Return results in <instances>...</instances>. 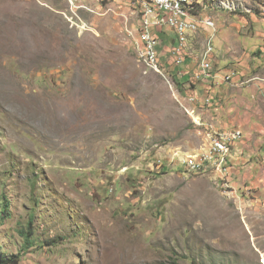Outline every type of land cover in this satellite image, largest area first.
<instances>
[{
    "label": "rangeland",
    "instance_id": "1",
    "mask_svg": "<svg viewBox=\"0 0 264 264\" xmlns=\"http://www.w3.org/2000/svg\"><path fill=\"white\" fill-rule=\"evenodd\" d=\"M200 4L182 65L174 32H160L162 68L139 55L131 0H0L3 252L21 253L31 232L20 264H264V187L236 191L231 170L183 161L241 132L208 139L212 97L196 103L191 79L208 42L216 55L220 35L249 32L240 20L264 18V0Z\"/></svg>",
    "mask_w": 264,
    "mask_h": 264
},
{
    "label": "crops",
    "instance_id": "2",
    "mask_svg": "<svg viewBox=\"0 0 264 264\" xmlns=\"http://www.w3.org/2000/svg\"><path fill=\"white\" fill-rule=\"evenodd\" d=\"M249 12L247 14L251 16L240 20V26L249 32L234 36L226 33L216 40L215 76L222 79L235 71L233 83L219 80V85L215 86L203 79H191L193 84H197L194 88L197 92L191 94L200 96L202 104L207 93L212 96L213 104H206V110L210 111L205 113L201 110L205 123H209L208 139L221 131L239 129L243 133V139L236 143L230 153L233 152V169L229 179L228 176L223 178L233 190L245 188L246 192L251 185L259 190L264 187V18ZM256 52L259 57H252ZM195 71H200V67ZM191 72L182 71V80L189 79ZM193 112L194 119L204 126L202 117L195 110Z\"/></svg>",
    "mask_w": 264,
    "mask_h": 264
},
{
    "label": "bare ground",
    "instance_id": "3",
    "mask_svg": "<svg viewBox=\"0 0 264 264\" xmlns=\"http://www.w3.org/2000/svg\"><path fill=\"white\" fill-rule=\"evenodd\" d=\"M131 1L136 6V10H138V12L141 15L142 44L140 45L139 55L144 56V54H149L148 51L150 50L147 28L145 27V23L147 22V12H154V2H151L150 0H131ZM234 1L235 0H191V7H183V13H174L173 7H166V15H169V20L171 22L179 23V26L181 28L186 29L188 31H193L194 29H196L195 23L186 16H190L191 12L198 9L199 8L198 5H201L200 2H204L205 4L221 2L222 3L221 7L232 9V7L234 6ZM245 5H246L245 10H247L248 9L247 3ZM261 6L264 9V4ZM204 21H207L208 23H211V25H213L215 19L208 18L203 20V22ZM211 43L212 41L210 40L205 48V52L202 55V60H201L202 64L200 66V71H204L206 59L208 58L209 53L212 50ZM157 51L158 49H154L153 60L148 59L147 61L148 65L156 66L157 64V66L160 67L159 62L162 55H158ZM202 76L204 77L202 78ZM201 79L211 82H219V79L215 76L214 71H212L211 73H201ZM212 90L214 91V86ZM200 99L201 97L195 102L196 103L198 101L200 102ZM241 138H242L241 132L222 133L219 136L212 138L210 144L206 148H203L198 152L192 153L190 156L183 158V161H185L184 164L185 166L186 164H189V170L191 171H196V170L204 171V169L206 168L208 169L217 168L221 172H223V169L225 171H229L231 169H229L230 166L229 163L227 162V156L231 150V147H233L236 141L240 140Z\"/></svg>",
    "mask_w": 264,
    "mask_h": 264
},
{
    "label": "built area",
    "instance_id": "4",
    "mask_svg": "<svg viewBox=\"0 0 264 264\" xmlns=\"http://www.w3.org/2000/svg\"><path fill=\"white\" fill-rule=\"evenodd\" d=\"M154 2V12H147V22L145 23V27L147 28L148 33V41L150 43L149 60H153L154 49H161L162 47V39L160 38V34L163 33L164 28H168L170 31H173L176 35L177 45L172 48V60L173 65L180 66L183 64L182 55L184 53L185 48L189 43L190 35H195L186 29H183L179 26L177 22H171L169 20V15H166V7H173L174 13H183V7H191V0H150ZM261 1V0H257ZM264 13V10H263ZM187 18H195V16H186ZM203 31H206L203 29ZM161 32V33H160ZM207 32V31H206ZM215 54V46L212 45V50L209 53L208 58L206 59V63L204 66V71H197L198 77L197 79H201V73H211L214 71L213 58ZM155 64V63H154ZM162 66V64H160ZM197 76V75H196ZM236 72L232 71V78H227L232 81L235 80ZM206 83H211V81H206ZM213 85L218 86V82H212ZM192 93V92H191ZM206 97H212L207 93ZM206 97L204 100V104H206ZM239 130V129H237ZM186 169H189V164H186ZM231 169V164L230 168Z\"/></svg>",
    "mask_w": 264,
    "mask_h": 264
},
{
    "label": "trees",
    "instance_id": "5",
    "mask_svg": "<svg viewBox=\"0 0 264 264\" xmlns=\"http://www.w3.org/2000/svg\"><path fill=\"white\" fill-rule=\"evenodd\" d=\"M194 12H196V11H194ZM161 67L163 68V66H161ZM179 83H180V81H179ZM181 85H182V83H181ZM1 201L5 202L4 205L2 204ZM9 206H10V204H9V202L7 201V199L5 197H3L2 200L0 199V225L2 223H4L5 219L7 218L6 215H7ZM30 224H32V221L30 222ZM22 234H23V237H24V240H25V245L23 246V249L21 250V253H18L16 255H11L10 256V255H7L5 252H3V250H2V248L0 246V264H20L21 263V259H22V254L26 250H28L29 248L34 246V243L31 240V238L33 236V233H31V232H25L24 233L23 232Z\"/></svg>",
    "mask_w": 264,
    "mask_h": 264
}]
</instances>
